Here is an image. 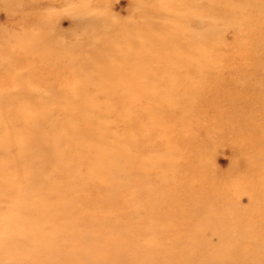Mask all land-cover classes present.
Wrapping results in <instances>:
<instances>
[{"label": "rangeland", "instance_id": "374dc122", "mask_svg": "<svg viewBox=\"0 0 264 264\" xmlns=\"http://www.w3.org/2000/svg\"><path fill=\"white\" fill-rule=\"evenodd\" d=\"M0 264H264V0H0Z\"/></svg>", "mask_w": 264, "mask_h": 264}]
</instances>
